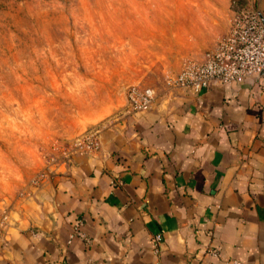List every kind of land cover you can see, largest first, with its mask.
<instances>
[{
	"label": "crops",
	"instance_id": "obj_1",
	"mask_svg": "<svg viewBox=\"0 0 264 264\" xmlns=\"http://www.w3.org/2000/svg\"><path fill=\"white\" fill-rule=\"evenodd\" d=\"M230 12L213 40L205 18L172 50L152 42L162 79L152 106L122 104L93 128L95 149L70 144L14 201L0 264H264V75L198 93L165 81L204 59L202 30L210 50ZM77 220L86 239L70 238Z\"/></svg>",
	"mask_w": 264,
	"mask_h": 264
},
{
	"label": "rangeland",
	"instance_id": "obj_2",
	"mask_svg": "<svg viewBox=\"0 0 264 264\" xmlns=\"http://www.w3.org/2000/svg\"><path fill=\"white\" fill-rule=\"evenodd\" d=\"M240 6L264 16V0H0V228L76 137L127 108L129 86L161 83L152 42L172 50L205 18L215 39Z\"/></svg>",
	"mask_w": 264,
	"mask_h": 264
},
{
	"label": "built area",
	"instance_id": "obj_3",
	"mask_svg": "<svg viewBox=\"0 0 264 264\" xmlns=\"http://www.w3.org/2000/svg\"><path fill=\"white\" fill-rule=\"evenodd\" d=\"M260 75H264V25L261 13L247 6L234 11L228 33L205 53L203 60L186 61L174 76L167 78V85L198 93L215 84ZM125 98L128 111L143 112L152 106L156 93L149 86L134 84L127 88ZM72 144L76 150L95 149L98 145L96 131L91 129L82 133ZM81 224V220L76 221L70 238L78 236L86 239L80 229ZM161 240L160 233L151 238L154 252L158 251ZM211 252L216 254L213 250ZM233 264L240 262L233 261Z\"/></svg>",
	"mask_w": 264,
	"mask_h": 264
},
{
	"label": "trees",
	"instance_id": "obj_4",
	"mask_svg": "<svg viewBox=\"0 0 264 264\" xmlns=\"http://www.w3.org/2000/svg\"><path fill=\"white\" fill-rule=\"evenodd\" d=\"M241 8H243V7H236V9H234V11H237V10H239V9H241Z\"/></svg>",
	"mask_w": 264,
	"mask_h": 264
},
{
	"label": "water",
	"instance_id": "obj_5",
	"mask_svg": "<svg viewBox=\"0 0 264 264\" xmlns=\"http://www.w3.org/2000/svg\"><path fill=\"white\" fill-rule=\"evenodd\" d=\"M261 20H262L263 25H264V17L262 16V14H261Z\"/></svg>",
	"mask_w": 264,
	"mask_h": 264
}]
</instances>
